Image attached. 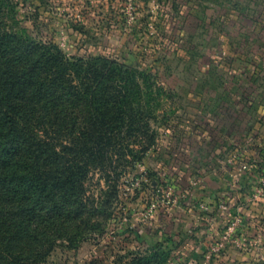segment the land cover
Returning a JSON list of instances; mask_svg holds the SVG:
<instances>
[{
  "label": "rangeland",
  "instance_id": "rangeland-1",
  "mask_svg": "<svg viewBox=\"0 0 264 264\" xmlns=\"http://www.w3.org/2000/svg\"><path fill=\"white\" fill-rule=\"evenodd\" d=\"M145 1L7 0L2 9L7 32L160 84L147 136L84 180L86 237L11 264H264V0ZM242 237L253 245L241 249Z\"/></svg>",
  "mask_w": 264,
  "mask_h": 264
},
{
  "label": "trees",
  "instance_id": "trees-1",
  "mask_svg": "<svg viewBox=\"0 0 264 264\" xmlns=\"http://www.w3.org/2000/svg\"><path fill=\"white\" fill-rule=\"evenodd\" d=\"M6 5L0 0V264L86 237L84 180L92 169L107 171L131 137L147 136L146 106L160 86L116 60L66 56L5 31Z\"/></svg>",
  "mask_w": 264,
  "mask_h": 264
},
{
  "label": "built area",
  "instance_id": "built-area-1",
  "mask_svg": "<svg viewBox=\"0 0 264 264\" xmlns=\"http://www.w3.org/2000/svg\"><path fill=\"white\" fill-rule=\"evenodd\" d=\"M264 197V179L261 180V185L259 186V188L257 189V194L256 197ZM239 220V219H238ZM232 229V228H230ZM249 238L246 237H242L241 240L239 241L240 247L241 249H245L251 245H253V243L248 240ZM255 245V244H254Z\"/></svg>",
  "mask_w": 264,
  "mask_h": 264
},
{
  "label": "crops",
  "instance_id": "crops-1",
  "mask_svg": "<svg viewBox=\"0 0 264 264\" xmlns=\"http://www.w3.org/2000/svg\"><path fill=\"white\" fill-rule=\"evenodd\" d=\"M145 2H148V3H153V4H156L158 7L160 6L161 7V5H164L165 4V2H164V0H146ZM259 218H262V217H259ZM259 222L261 223V221L258 219L257 221H256V225L260 228V226H259ZM260 230V231H259ZM256 233H257V235H259V237H262V234H261V229H256ZM257 252V251H256ZM242 255H244L245 254V252H243V251H241L240 252Z\"/></svg>",
  "mask_w": 264,
  "mask_h": 264
}]
</instances>
